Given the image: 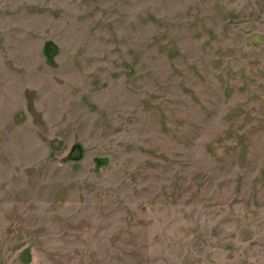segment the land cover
Listing matches in <instances>:
<instances>
[{
    "label": "rangeland",
    "instance_id": "1",
    "mask_svg": "<svg viewBox=\"0 0 264 264\" xmlns=\"http://www.w3.org/2000/svg\"><path fill=\"white\" fill-rule=\"evenodd\" d=\"M27 247L264 264V0H0V264Z\"/></svg>",
    "mask_w": 264,
    "mask_h": 264
},
{
    "label": "trees",
    "instance_id": "2",
    "mask_svg": "<svg viewBox=\"0 0 264 264\" xmlns=\"http://www.w3.org/2000/svg\"><path fill=\"white\" fill-rule=\"evenodd\" d=\"M59 52V47L58 45L52 41V40H48L45 42L44 45V53L47 56V59L49 61L50 64H54L55 63V56L57 55V53ZM71 151H73V154H69L67 156V158H80L83 152V147L80 143H74V145L72 146ZM75 152H77V154H75ZM107 157H97L96 158V166H101V164L107 163Z\"/></svg>",
    "mask_w": 264,
    "mask_h": 264
},
{
    "label": "water",
    "instance_id": "3",
    "mask_svg": "<svg viewBox=\"0 0 264 264\" xmlns=\"http://www.w3.org/2000/svg\"><path fill=\"white\" fill-rule=\"evenodd\" d=\"M32 256H33V255H32V253H31V249H30L29 247L25 248V249L23 250V252H21V258H22L24 261L28 262V263H30V262L32 261V259H33Z\"/></svg>",
    "mask_w": 264,
    "mask_h": 264
},
{
    "label": "flooded vegetation",
    "instance_id": "4",
    "mask_svg": "<svg viewBox=\"0 0 264 264\" xmlns=\"http://www.w3.org/2000/svg\"><path fill=\"white\" fill-rule=\"evenodd\" d=\"M53 144H54V145H60L61 143H60L59 141L56 140V141H53ZM71 149H72V148H71ZM72 152H73V151H70V154H73ZM75 154H77V152H75ZM81 155L83 156V153H82ZM82 156H81V157H82ZM81 157H80V158H81ZM23 261H24V260H23ZM24 263L29 264V263L26 262V261H24ZM30 263H31V262H30Z\"/></svg>",
    "mask_w": 264,
    "mask_h": 264
}]
</instances>
